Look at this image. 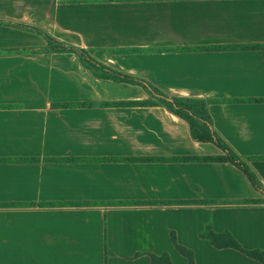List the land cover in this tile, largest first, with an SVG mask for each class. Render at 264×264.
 <instances>
[{"label": "crops", "instance_id": "crops-1", "mask_svg": "<svg viewBox=\"0 0 264 264\" xmlns=\"http://www.w3.org/2000/svg\"><path fill=\"white\" fill-rule=\"evenodd\" d=\"M36 27L172 97L215 100L264 188V0H0V264H263L264 194L135 85L45 50ZM125 50L126 52H121ZM67 104L69 107L61 105Z\"/></svg>", "mask_w": 264, "mask_h": 264}, {"label": "trees", "instance_id": "trees-1", "mask_svg": "<svg viewBox=\"0 0 264 264\" xmlns=\"http://www.w3.org/2000/svg\"><path fill=\"white\" fill-rule=\"evenodd\" d=\"M28 29L35 31L47 41L45 50L55 53H74L80 58L83 65L96 77L118 83L139 86L149 96V99L146 101L119 103V105H137L144 107L163 106L189 125L190 134L194 141L201 143H213L224 153L223 156L218 157L174 158L171 159V161L231 163L244 172L256 190L264 194V188L262 187L258 175L250 168L247 161L241 158L214 130L208 106L210 103L217 101L199 98L172 97L146 81L137 80L132 76L119 73L118 71L100 63L94 57L95 51L92 49L78 48L76 46L60 42L56 38L36 27H28ZM121 52L126 51L123 50ZM61 106L69 107L70 105L63 104ZM201 237L210 241L211 244L218 249L233 248L264 264V250H245L229 232L217 234L213 231L212 226L208 225L205 231L201 234ZM174 242L177 250L188 259L189 264H195L194 253L191 250L178 245L175 239ZM152 259L153 264H172L169 256L166 254L162 257L153 256Z\"/></svg>", "mask_w": 264, "mask_h": 264}]
</instances>
